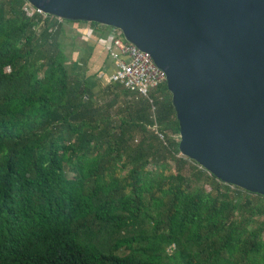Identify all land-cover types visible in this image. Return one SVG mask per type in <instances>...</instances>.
Listing matches in <instances>:
<instances>
[{"label":"trees","instance_id":"1","mask_svg":"<svg viewBox=\"0 0 264 264\" xmlns=\"http://www.w3.org/2000/svg\"><path fill=\"white\" fill-rule=\"evenodd\" d=\"M25 3L0 0V264H264V196L180 154L166 83L91 86L73 22Z\"/></svg>","mask_w":264,"mask_h":264},{"label":"water","instance_id":"2","mask_svg":"<svg viewBox=\"0 0 264 264\" xmlns=\"http://www.w3.org/2000/svg\"><path fill=\"white\" fill-rule=\"evenodd\" d=\"M26 1L147 52L165 72L180 154L264 196V0Z\"/></svg>","mask_w":264,"mask_h":264},{"label":"built area","instance_id":"3","mask_svg":"<svg viewBox=\"0 0 264 264\" xmlns=\"http://www.w3.org/2000/svg\"><path fill=\"white\" fill-rule=\"evenodd\" d=\"M24 10L28 16L33 13L45 16L27 1ZM102 46L113 63V71L108 75L106 82H117L129 91L148 97L152 101L150 91L166 83V76L150 55L127 43L121 32L113 28L106 32Z\"/></svg>","mask_w":264,"mask_h":264},{"label":"crops","instance_id":"4","mask_svg":"<svg viewBox=\"0 0 264 264\" xmlns=\"http://www.w3.org/2000/svg\"><path fill=\"white\" fill-rule=\"evenodd\" d=\"M85 23L73 22L64 23L63 28L72 31L71 42L65 46V54L69 58L67 65L72 73L86 77L91 81V86L107 80L108 75L113 71L112 60L108 57L102 40L105 38L106 30L100 27L83 28ZM80 38L86 45L79 48L74 43V39ZM101 81V82H100Z\"/></svg>","mask_w":264,"mask_h":264},{"label":"rangeland","instance_id":"5","mask_svg":"<svg viewBox=\"0 0 264 264\" xmlns=\"http://www.w3.org/2000/svg\"><path fill=\"white\" fill-rule=\"evenodd\" d=\"M88 25L89 24L85 23L83 25V28H85L86 30L89 29L88 28ZM97 27H100L102 30L105 29L106 32L109 30L108 27H104V26H100V25H98ZM65 30L66 31H65V35H64L63 41L65 43V46L68 47L69 46V43L71 42L72 31H70V30L67 31L68 29H65ZM73 41L76 44V46L79 47V48H82V47H84L86 45V43L83 40H81L80 38L74 39ZM101 81H100L101 82V85H104L106 83V81H103V80H101ZM159 136L162 137L161 134Z\"/></svg>","mask_w":264,"mask_h":264}]
</instances>
